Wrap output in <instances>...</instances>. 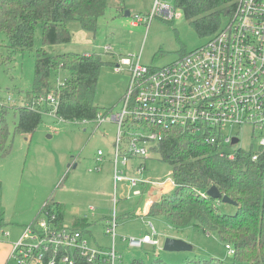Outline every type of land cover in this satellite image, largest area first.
Here are the masks:
<instances>
[{"label": "rangeland", "instance_id": "obj_1", "mask_svg": "<svg viewBox=\"0 0 264 264\" xmlns=\"http://www.w3.org/2000/svg\"><path fill=\"white\" fill-rule=\"evenodd\" d=\"M157 0H107V8L97 19L94 31L84 30L77 20H71L67 27L72 38L65 43L45 46L49 54L57 52H76L79 54H99L105 64L101 66L94 103L101 113L115 112L121 108L122 97L130 80L129 64L123 60L139 58V63L149 67H162L171 64L182 55L203 45L213 35L200 36L184 17L175 9L172 0H160L174 10L172 19L155 15L151 21L132 25L135 14L147 15L156 5ZM125 10L130 12L125 16ZM228 23V17H222L220 27ZM7 35L0 32L1 52L5 56ZM42 45V24L35 29L31 49L14 54L0 64V98L10 105L18 104L22 96L18 91L31 88L34 73L36 50ZM109 47V49H106ZM110 62V63H107ZM116 62H122L121 72H116ZM69 71L52 70L49 76L51 91H55L68 78ZM11 100H8V99ZM23 98V97H22ZM19 99V100H17ZM23 103V101H19ZM108 111V112H107ZM17 113L12 109L7 115L10 131V151L0 156V264H15L7 259L8 249L5 244L17 239L22 228L29 225L38 211L49 198L61 202L64 208L63 224L71 226L74 219L87 212V207L95 208V218H91V234L86 237L92 246L110 248L111 237L104 233L101 217L112 215L113 210V154L117 125L110 120L97 121H63L50 111L42 113L41 121L31 135L14 130ZM237 135L238 141L233 149H258L259 138L264 130L254 132L248 125L232 127L228 132ZM103 156L99 161L100 170H96L97 151ZM146 169L142 177L156 182H167L171 177V166L159 160L157 152L151 151L145 160ZM120 168V164L118 165ZM127 174L131 175V168ZM148 187H146L147 189ZM135 190H142L140 185L130 186L125 181L117 183L115 249L123 256L124 262L131 264L132 259H142L151 264L158 255L168 264H182L187 257H217L225 264H232L234 257L229 254L224 244L215 233H206L191 225L177 231L162 215L140 216L145 204L150 200L161 199L160 196L147 194L139 200L134 197ZM173 190L167 191L169 194ZM222 212H233L234 206L218 200ZM130 212V216L126 214ZM148 222L157 231L159 248L144 245L140 249L128 247L120 236H141L146 231ZM23 226V227H22ZM22 227V228H21ZM8 232V235H5ZM149 232V231H148ZM4 234V236H3ZM174 236L190 245L187 251H166L162 249L165 237Z\"/></svg>", "mask_w": 264, "mask_h": 264}, {"label": "built area", "instance_id": "obj_2", "mask_svg": "<svg viewBox=\"0 0 264 264\" xmlns=\"http://www.w3.org/2000/svg\"><path fill=\"white\" fill-rule=\"evenodd\" d=\"M157 14L172 19L174 10L157 0L150 13L135 14L131 24H148ZM122 62L129 64L130 80L121 108L105 115L98 113L95 118L117 125L113 210L104 226V233L111 237V247L90 245L82 230L60 224L55 210L44 209L11 243L10 259L15 264H124L123 256L115 249L117 183L125 181L132 187L147 185L143 196H159L164 184L143 178V163L134 167L135 174H127L125 169L132 158H148L164 132L173 128L202 135L208 143L219 145V155L233 158V143L239 139L236 134L228 133L232 127L237 128V133L245 125L252 128V134L264 130V0H236L234 12L225 26L205 45L171 64L149 67L139 63L138 57ZM121 63L116 62V72L122 71ZM38 103H46L49 110L45 112L56 116L55 91L40 97ZM22 105L29 106L27 102ZM30 107L35 109V106ZM258 144L264 147V135ZM102 156L103 152L98 150L96 170L100 169ZM252 159H257V153ZM141 194L139 190L134 191V196ZM149 227L148 234L122 236L121 240L134 249L144 245L159 248L156 231L150 222ZM225 248L229 254L234 253L230 244H225ZM131 264L139 262L134 260Z\"/></svg>", "mask_w": 264, "mask_h": 264}, {"label": "trees", "instance_id": "obj_3", "mask_svg": "<svg viewBox=\"0 0 264 264\" xmlns=\"http://www.w3.org/2000/svg\"><path fill=\"white\" fill-rule=\"evenodd\" d=\"M172 1L200 36L216 33L221 28L222 17L229 18L236 6V0ZM106 8L107 0H0V32H4L8 40L5 56L0 44V64L32 48L38 23L42 24L43 45L35 53L31 88L17 94V98L23 97L17 100L37 110L19 101L10 105L0 98V156L6 155L11 148L7 121L10 110L17 113L14 130L25 135L35 131L42 113L49 110L46 103H38V99L51 92L49 76L52 70L69 71L68 78L55 90V113L59 119L93 120L101 113L94 103L100 69L106 63L101 56L76 52L49 54L45 46L70 41L72 34L67 23L71 20L79 21L84 30L94 31L97 19ZM219 148L218 144L205 141L202 135L178 128L165 131L151 151L158 153L160 161L170 164L174 187L150 205L147 215L164 216L177 231L191 225L206 233H215L224 246L233 247L232 264H264V147L237 148L233 158L219 155ZM254 153H257L255 160L252 159ZM212 185L233 201V212H222L218 199L206 194ZM56 205L48 199L39 212L56 211ZM56 214L61 218L60 210ZM73 227L88 231L85 221L77 220ZM136 261L145 264L142 259ZM151 264L168 263L155 255ZM182 264L225 263L213 256H194L187 257Z\"/></svg>", "mask_w": 264, "mask_h": 264}, {"label": "crops", "instance_id": "obj_4", "mask_svg": "<svg viewBox=\"0 0 264 264\" xmlns=\"http://www.w3.org/2000/svg\"><path fill=\"white\" fill-rule=\"evenodd\" d=\"M69 29V28H68ZM69 52H71V51H69ZM57 53H60V52H57ZM86 55H88L87 53H85ZM97 163V162H96ZM140 163H143L144 165H145V161H142V159H140V158H132L130 161H129V165H128V167L125 169V171L127 172V170H128V168H131V173L133 172V174H135V171L133 170L134 169V167H136V165H138V164H140ZM122 168V167H121ZM145 169H146V165H145ZM100 170V169H99ZM99 170H97V171H99ZM145 171V170H144ZM144 173V172H143ZM112 177H113V173H112ZM113 184H114V182H113ZM140 185V184H139ZM141 187H142V190H141V192H142V194H141V196H134V197H136V198H138L139 200L142 198V195H143V192L145 191V189H146V187H147V185H140ZM174 187V182H173V180H172V178L171 177H169V178H167V182H165L163 185H162V188L160 189V193H158L159 194V196L160 195H163V194H166L167 193V191H169L170 189H172ZM114 194V193H113ZM50 200H52L53 202H55V203H57L58 205H56V207L54 206V208H56V211H58V210H60L61 211V218H58V222L60 223V224H63V218H64V208H63V205L61 204V202H59V201H57V200H53V199H51V198H49ZM160 199H158V200H155V201H153V202H157V201H159ZM47 201V200H46ZM45 201V202H46ZM152 203H150V205H151ZM150 205L148 204V205H146L145 207H143V211H142V213L140 214V216H148L147 215V213H148V210H149V207H150ZM91 206H93V205H89L88 207H87V212H84V213H82L80 216H78V217H76L75 219H74V221L72 222V224H71V226L73 227V225H74V223H75V221H85L86 222V225H87V227L85 228V229H87L88 231H86V232H84V230L82 229V228H80V227H77L78 229H80V230H82V232L83 233H85L87 236L88 235H90L91 234V231H90V228H91V225H92V220H91V218H95L96 216H95V208H93V210L91 211ZM41 209V208H40ZM40 211V210H39ZM38 211V212H39ZM130 212H128L127 214H126V217H129L130 216V214H129ZM37 216V215H36ZM35 216V217H36ZM105 220L106 219H104V216H102L101 217V222H102V224H103V230H104V226H105ZM64 225V224H63ZM23 227V226H22ZM21 227V228H22ZM25 227V226H24ZM23 227V228H24ZM23 228H22V231H23ZM146 231H141L139 234L142 236V235H145V234H148V233H150L151 232V230H150V227H149V222H148V224L146 225ZM155 229V228H154ZM22 231H21V233H22ZM149 231V232H148ZM155 231H156V229H155ZM9 234V233H8ZM8 234H5V235H8ZM21 235V234H20ZM20 235H19V237H20ZM156 235H157V231H156ZM3 236H4V234H3ZM91 236H93L92 234H91ZM18 237V238H19ZM170 237H174V236H170ZM17 238V239H18ZM17 239H14L13 241H10V242H7V243H5V244H9L8 246L10 247V249H11V243L12 242H14V241H16ZM120 239H121V236H120ZM122 241V240H121ZM123 242V241H122ZM101 247V246H100ZM8 249V257H7V259L9 258L10 259V250H9V248H7ZM134 260H137L136 258H133L132 259V261H134ZM124 264H127V262H124Z\"/></svg>", "mask_w": 264, "mask_h": 264}, {"label": "water", "instance_id": "obj_5", "mask_svg": "<svg viewBox=\"0 0 264 264\" xmlns=\"http://www.w3.org/2000/svg\"><path fill=\"white\" fill-rule=\"evenodd\" d=\"M125 16H129L130 12L128 10H125L124 13ZM236 141V139H234ZM206 194L209 197L218 199L222 202L230 203L232 204L233 201L228 198L226 195H222L218 188L215 185L210 186L206 190ZM162 249L166 251H187L192 249V245L187 243L186 241L176 238V237H165L162 244Z\"/></svg>", "mask_w": 264, "mask_h": 264}]
</instances>
